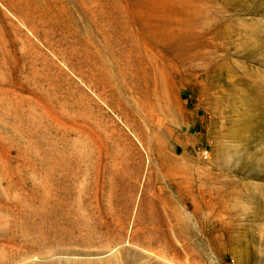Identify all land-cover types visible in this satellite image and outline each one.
I'll use <instances>...</instances> for the list:
<instances>
[{"label":"rangeland","instance_id":"obj_1","mask_svg":"<svg viewBox=\"0 0 264 264\" xmlns=\"http://www.w3.org/2000/svg\"><path fill=\"white\" fill-rule=\"evenodd\" d=\"M0 264H264V0H0Z\"/></svg>","mask_w":264,"mask_h":264},{"label":"bare ground","instance_id":"obj_2","mask_svg":"<svg viewBox=\"0 0 264 264\" xmlns=\"http://www.w3.org/2000/svg\"><path fill=\"white\" fill-rule=\"evenodd\" d=\"M185 173V172H184ZM185 177V179H187V177L186 176H184ZM189 177V176H188ZM191 177V176H190ZM192 179V178H191ZM176 185V184H175ZM177 186V185H176ZM180 190H182V188L180 189ZM93 193V199L95 200V203H96V205L95 206H93L92 208H91V213H92V215H95L94 213H97V214H99V213H102V209H101V206H100V202H101V199H102V197L106 194V192H105V190L104 189H95V190H93L92 191ZM71 192L69 191V190H67V189H55V190H51V193H48L47 194V196H46V200H47V202H52V203H54V205L55 206H59L62 202H64V201H67V196L70 194ZM180 193V192H179ZM108 197H110V195H107ZM179 199L180 200H182V196L181 197H179ZM64 208V207H63ZM94 210H95V212H94ZM64 209H62L61 208V210H59L57 213H54L55 215H59V214H61V220L59 221V223H54L55 222V220L56 219H58V218H56L55 220H54V222H53V224H55V227H54V229L56 230L57 229V231H58V228H60V229H67L68 230V232H72V231H77V232H79V231H85V229L87 228V222H84V221H76V220H72V219H70L69 218V215H66L65 213H68V211H66L65 213H64ZM47 214H49V213H47ZM45 215V213L43 214V216ZM53 215V214H52ZM101 216H102V214H100ZM99 215V216H100ZM111 215V214H110ZM109 216V215H108ZM52 217V216H51ZM59 217V216H58ZM46 218L47 217H45V219L44 218H42V219H44V220H46ZM60 219V218H59ZM58 219V220H59ZM97 219L99 220V224H102L103 223V221L97 216ZM96 220V219H95ZM94 220V221H95ZM97 220V221H98ZM176 220H178V219H176ZM62 221V222H61ZM101 222V223H100ZM177 223H179V224H181L180 222H177ZM94 224V226L95 225H97L98 224V222H96V223H93ZM178 224V225H179ZM62 225V226H61ZM81 225V226H80ZM177 225V224H176ZM177 225V226H178ZM93 226V227H94ZM99 226V225H98ZM106 226V225H105ZM181 226H182V224H181ZM180 226V227H181ZM63 227H66V228H63ZM100 228L99 229H101V225L99 226ZM168 227H169V225H168ZM179 227V226H178ZM179 227V228H180ZM85 228V229H84ZM92 228V227H91ZM179 228H177V233H176V238L178 239V243H179V241L182 239L181 237H183V229H179ZM184 228V227H183ZM55 232V233H58V232ZM60 231H62V230H60ZM59 231V232H60ZM81 234V233H80ZM183 234V235H182ZM174 241V240H173ZM182 241V240H181ZM184 243V242H183ZM182 243V244H183ZM186 244V243H185ZM184 244V246H182V245H180V246H178L177 248V250H179V254H181V247H185L186 245ZM176 246V245H175ZM176 248V247H175Z\"/></svg>","mask_w":264,"mask_h":264}]
</instances>
